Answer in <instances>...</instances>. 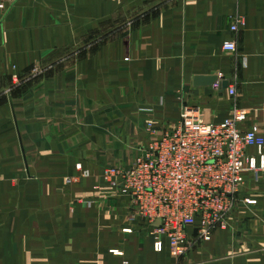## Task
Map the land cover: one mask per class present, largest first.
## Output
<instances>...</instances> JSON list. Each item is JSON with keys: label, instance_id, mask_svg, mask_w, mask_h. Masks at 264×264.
<instances>
[{"label": "crops", "instance_id": "1", "mask_svg": "<svg viewBox=\"0 0 264 264\" xmlns=\"http://www.w3.org/2000/svg\"><path fill=\"white\" fill-rule=\"evenodd\" d=\"M0 3V264H264V175L234 231L182 257L166 239L156 251L129 199L99 181L185 104L215 124L243 110L264 135V0Z\"/></svg>", "mask_w": 264, "mask_h": 264}, {"label": "built area", "instance_id": "2", "mask_svg": "<svg viewBox=\"0 0 264 264\" xmlns=\"http://www.w3.org/2000/svg\"><path fill=\"white\" fill-rule=\"evenodd\" d=\"M243 25L236 19L231 31ZM224 49L236 52V43L226 42ZM198 112L185 109L174 127L141 149L131 168L118 172V188L130 199L133 217L150 225L155 250L161 252L166 239L175 257L188 249L190 230L199 228L208 239L214 227L226 224L247 175L255 181L264 175V135L258 127L243 128L245 111L218 124Z\"/></svg>", "mask_w": 264, "mask_h": 264}, {"label": "rangeland", "instance_id": "3", "mask_svg": "<svg viewBox=\"0 0 264 264\" xmlns=\"http://www.w3.org/2000/svg\"><path fill=\"white\" fill-rule=\"evenodd\" d=\"M31 71H32V73H31V75H29V78L38 77L39 75L44 74L45 71H47V69H45V68H36V69L33 68V69H31ZM35 71H38L40 74L39 73L36 74ZM26 79L28 80V77ZM28 81H30V80H28ZM216 83H219V88L217 89V90H219L220 89V84L222 82L217 78V82ZM214 88H215V84H214ZM231 95L232 96L236 95V90L235 89H234V93L231 94ZM187 108L190 109L191 107H189L187 104H185L182 107V111H181L180 116L178 117V119H176L174 121H171V125H168V126L159 127V126H157V124H155L154 121L150 120L149 123H148V130L151 133V136L152 137L150 138L149 142L152 140V138L156 139V138L160 137L165 129L174 127L177 124V122L179 121V119H180L181 114L183 113V111L185 109H187ZM192 109H195V108H192ZM197 110L199 111V109H197ZM237 111H243V110H237V108H233L230 111L229 116L226 119H228V118L232 117L233 115H235L237 113ZM145 112L151 113L150 115H152V116H154V114H155V112H153V111L145 110ZM199 116L204 120V118L202 117V115H199ZM247 117H248V114H247ZM205 122H208V121H205ZM150 123L153 124L154 129H150L149 128V124ZM148 144L149 143L135 145L134 146L135 153L133 155V159H132L131 164H128V165L124 166V163H122V162H125V161H119L117 166L106 167L104 169L103 174L99 177V181L101 183H103V184H109V185H111V187L117 191V196L120 195L122 197H125L124 195H122V193L120 192V189L118 188V186H119L118 184L120 182H122V178L120 177V175H118V172H121V171H124V170H127V169L131 168L132 165H133V163H134V161H135V159H136V157L140 154L141 149L144 148V147H146ZM77 170L82 171L80 165L77 166ZM82 176L87 177V176H89V174H88V172H84V174ZM261 180H262V177L258 181H255L254 177L251 174L247 175L245 186L243 187V190L240 192V194L237 196L238 201H237V203L235 205L236 207H237L238 203H240V201L241 202H244L245 204H248L247 203V200L253 201V199H250L247 196L248 195L253 196V193H254V190L253 189H255L256 185H258L261 182ZM78 182H79V177H73V176H71V177H65L64 178V183L66 185H72V184L78 183ZM126 198H128V197H126ZM129 201H130V199H129ZM130 203H131V201H130ZM236 207H234V209L232 210V212L228 215V218L226 219L227 220L226 224L225 223L224 224H218L217 227H214L211 230L208 239H206L205 237H203L201 235V233L199 231V228H195V229L190 230L189 231V234H188V241H189L190 245H189L188 249L183 253L182 256H184L187 253H190L193 250H196L199 246H201L204 243L211 242L212 239L214 238L216 232L219 231V230L229 229V231L233 232L235 228L234 227L233 228H230L231 227V219H230V216L236 210ZM132 213H133V208H132ZM155 224H157V223H155ZM169 248H170V246H169ZM170 251H171V249H170ZM182 256H180V257H182Z\"/></svg>", "mask_w": 264, "mask_h": 264}, {"label": "water", "instance_id": "4", "mask_svg": "<svg viewBox=\"0 0 264 264\" xmlns=\"http://www.w3.org/2000/svg\"><path fill=\"white\" fill-rule=\"evenodd\" d=\"M217 82V77H196L194 79V86L200 87V86H214V84ZM228 87V83L224 82L220 84V89H225Z\"/></svg>", "mask_w": 264, "mask_h": 264}]
</instances>
